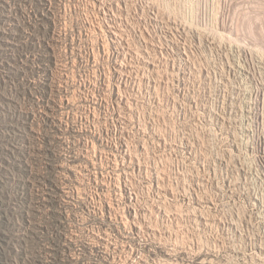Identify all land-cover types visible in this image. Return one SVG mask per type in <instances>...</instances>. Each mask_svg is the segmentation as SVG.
<instances>
[{
  "label": "rangeland",
  "instance_id": "obj_1",
  "mask_svg": "<svg viewBox=\"0 0 264 264\" xmlns=\"http://www.w3.org/2000/svg\"><path fill=\"white\" fill-rule=\"evenodd\" d=\"M169 244L264 264V0H0V264Z\"/></svg>",
  "mask_w": 264,
  "mask_h": 264
},
{
  "label": "bare ground",
  "instance_id": "obj_2",
  "mask_svg": "<svg viewBox=\"0 0 264 264\" xmlns=\"http://www.w3.org/2000/svg\"><path fill=\"white\" fill-rule=\"evenodd\" d=\"M152 229V228H151ZM148 232V231H147ZM108 239V238H107ZM109 240V239H108ZM177 242V241H176ZM96 244V243H95ZM110 244H108V246H109ZM166 245V244H165ZM164 245V249H162V250H164V253L165 254H163V255H167V258L165 257V258H163V259H160V262H161V260H162V263L161 264H175V263H177L178 261H176V262H173L169 257L171 256V255H174V254H179V252L181 251V249L179 248V246H177L176 244L175 245H172V246H170V244H169V246H165ZM181 245V244H180ZM117 246V245H116ZM135 249V248H134ZM108 251V250H107ZM194 251V250H193ZM192 251V252H193ZM200 251V250H199ZM203 251V250H202ZM156 252V251H155ZM186 252V251H185ZM190 252V251H189ZM144 253V252H143ZM183 253V252H182ZM197 253V252H196ZM132 254H133V252H132ZM181 254V253H180ZM187 254H188V252H187ZM200 254V253H199ZM199 254L197 253V254H194V252H193V255H192V257L193 258H191V259H193V264H212V260L210 259H207V258H205L204 259V257L203 258H200V256H199ZM145 255V254H144ZM179 256V255H178ZM183 256V255H182ZM186 256V255H185ZM190 256V255H189ZM133 257V256H132ZM144 257V256H143ZM143 257H141L142 259H143ZM146 257V256H145ZM172 257V256H171ZM161 258H162V256H161ZM179 258V257H178ZM180 258H181V256H180ZM186 258V257H185ZM252 258V257H251ZM128 259V258H127ZM147 259V258H146ZM145 260V259H144ZM158 260H159V258H158ZM187 260H188V258H187ZM130 261V260H129ZM140 261V260H139ZM138 261V262H139ZM121 262V261H120ZM180 262V261H179ZM182 262H184V261H182ZM187 262V261H186ZM189 262V261H188ZM187 262V263H188ZM141 263V262H140ZM151 263V262H150ZM186 263V264H187ZM191 263V262H190ZM189 263V264H190ZM145 264H148V263H145ZM177 264H179V263H177ZM180 264H181V262H180ZM184 264H185V262H184Z\"/></svg>",
  "mask_w": 264,
  "mask_h": 264
}]
</instances>
